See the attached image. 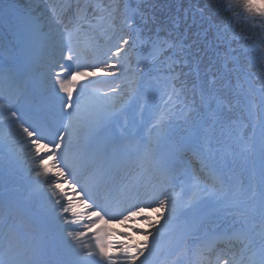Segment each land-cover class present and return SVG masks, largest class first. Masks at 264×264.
Instances as JSON below:
<instances>
[{"label":"snow or ice","instance_id":"obj_1","mask_svg":"<svg viewBox=\"0 0 264 264\" xmlns=\"http://www.w3.org/2000/svg\"><path fill=\"white\" fill-rule=\"evenodd\" d=\"M241 6L264 17V4L242 0ZM230 10V5L220 8L219 0L217 15L209 5L200 8L201 24L188 37L174 34L179 21L150 28L155 21L145 9L125 5L126 31L106 51L99 48L92 21H112L118 6L114 11L98 0H76L75 5L68 0L48 16L30 7L15 14L21 70L0 72V144L11 149L8 163L0 161V180L10 178L13 165L27 167L29 187L41 202L38 227L50 241L18 252L23 245L10 230L8 243L0 240V264H145L165 227L162 219L182 220L185 234L195 235L209 218L221 215L238 218L239 227L217 239L243 246L240 257L226 264H264V73L255 87L231 48L235 34L223 15ZM129 53L138 55V67L131 69L136 79L125 93L116 81L129 74L123 63ZM37 65L45 71L29 75L31 83L25 84V70ZM56 65L59 71L53 73ZM101 72L113 81L103 94L93 87ZM141 96L158 101L151 131L159 134L148 142L130 138L134 151H129L106 133ZM188 149L201 168L185 165L188 193L183 207H177L167 185L177 179ZM237 161L243 162L240 173ZM68 189L82 210L66 199ZM143 195L158 202L152 211L160 215L154 223L145 218L154 231L133 229L144 236L142 242L129 243L128 232L115 233L124 239L113 241L114 229L95 227L98 221L123 224L140 217ZM14 211H22L21 206L0 200V221L6 223Z\"/></svg>","mask_w":264,"mask_h":264},{"label":"rangeland","instance_id":"obj_2","mask_svg":"<svg viewBox=\"0 0 264 264\" xmlns=\"http://www.w3.org/2000/svg\"><path fill=\"white\" fill-rule=\"evenodd\" d=\"M28 166H31V164L29 163ZM21 168L24 171L27 170V167L24 164H21ZM157 206H158V202H155V201L146 202L143 206H141V207H144L145 208V212L142 213L140 217L133 218V219L125 222L126 224H124V223L122 224L121 223V225L119 226V228L122 230V232H126L125 229H127V230H129L131 232L132 239L130 241H128L129 243L135 244L138 241V239H144V236L142 234H138V232H134L133 231V229L135 228V226H137L135 229H137L138 231H143V232L151 231L152 228L149 227V225L146 222V219L145 218H147V220H149V221H151V222L154 223L155 222V219L160 214L157 213V212L152 211V208H155ZM157 226L158 225H156V227ZM115 231H117L115 233H121L118 230H115ZM152 231H154V229ZM123 239H124V237L115 234V238H114L115 241H119V240H123Z\"/></svg>","mask_w":264,"mask_h":264}]
</instances>
